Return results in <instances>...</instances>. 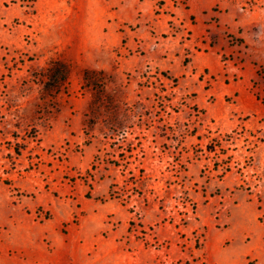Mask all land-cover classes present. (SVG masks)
Segmentation results:
<instances>
[{"label":"rangeland","instance_id":"rangeland-1","mask_svg":"<svg viewBox=\"0 0 264 264\" xmlns=\"http://www.w3.org/2000/svg\"><path fill=\"white\" fill-rule=\"evenodd\" d=\"M0 264H264V0H0Z\"/></svg>","mask_w":264,"mask_h":264},{"label":"trees","instance_id":"trees-1","mask_svg":"<svg viewBox=\"0 0 264 264\" xmlns=\"http://www.w3.org/2000/svg\"><path fill=\"white\" fill-rule=\"evenodd\" d=\"M47 76L56 84L57 89H59L61 85L67 80V66L62 62H56L49 69Z\"/></svg>","mask_w":264,"mask_h":264}]
</instances>
